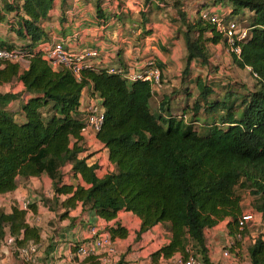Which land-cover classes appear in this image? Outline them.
Masks as SVG:
<instances>
[{"label":"trees","instance_id":"obj_1","mask_svg":"<svg viewBox=\"0 0 264 264\" xmlns=\"http://www.w3.org/2000/svg\"><path fill=\"white\" fill-rule=\"evenodd\" d=\"M102 1L95 0L97 9ZM143 4L146 8L160 4L176 8L184 27V74L193 60L202 64L209 60L208 43L223 39L226 45L215 24L198 13L197 18L188 19L176 1L143 0ZM213 5L225 24L236 23L235 17L242 19L245 10L251 12L240 56L230 54L238 67H250L256 83L247 92L226 89L217 99L209 98L215 94L211 85L196 79L201 100L183 106L178 116L171 113L170 100L165 98L159 112L153 109V94L146 81L129 80L106 68H84L77 80L65 67L53 69L43 56L42 45L47 42L44 24L54 0L5 2V9L20 12L16 31L28 41L17 48L27 63L24 67L16 62L0 63V84L20 81L28 98L20 104L19 121L7 104L21 93H0V194L45 174L51 179L52 195L40 199L59 218L80 204L105 220L116 218L120 210L130 211L141 220L137 235L162 223L169 240L150 254L153 263L160 257L191 254L204 264H213L205 229L229 218L228 234L235 236L242 214L241 190L249 191L253 210L264 219V0H214ZM146 21L142 20V34L150 33ZM0 46L12 47L3 42ZM85 88L100 100L103 121L95 136L114 165V170L101 176L96 173V162L87 163V156H79L86 150L80 101ZM202 108L213 113L200 132L194 124ZM65 164L71 165L68 173L61 170ZM67 175L71 182L63 181ZM27 209L35 211V203L26 209L17 204L9 211L0 208V240L10 234L17 246L40 241V228L26 221ZM107 230L111 239L127 235L117 221ZM247 253L250 264H264V233L248 246Z\"/></svg>","mask_w":264,"mask_h":264},{"label":"crops","instance_id":"obj_2","mask_svg":"<svg viewBox=\"0 0 264 264\" xmlns=\"http://www.w3.org/2000/svg\"><path fill=\"white\" fill-rule=\"evenodd\" d=\"M119 1L122 3L120 6L118 0L102 1L98 7L99 11L95 0H70L72 5L68 4L69 8H66V0H64V3H62V0L57 2L54 0V6L49 12V18L44 24L47 41L60 39L68 49L74 52H82L87 48H96L98 56L89 59L90 68H107L122 65L124 67L134 61L142 62L145 58L152 55H156L165 64L167 57H171V54L163 51V46L172 35L169 38L167 37L168 27L163 24L166 20L162 19L161 22H156V15L157 12L164 15L168 6L160 4L158 8L153 6L146 8L143 0L126 1L128 7L132 3H136L141 9L139 13L144 12L145 16L142 17L140 14L139 22H136L133 19L134 14H131L132 18L128 20V10L124 9V0ZM5 2L13 5L16 0H0V43L9 44L12 47L22 46L28 40L16 31L19 28L17 20L20 17H18L20 12L5 9ZM54 8L55 14H53ZM118 8L121 11H126V18L125 14L121 15ZM144 18L147 19L144 25L145 29H149L150 33L148 34H142V20ZM119 23L121 26H119ZM129 24L135 27L132 34L124 31V27L129 26ZM142 41L143 44L140 45ZM175 43L178 42L175 41ZM215 46L217 47V44ZM183 53L185 56V47ZM165 69L168 70V67H161L162 72ZM6 92L21 93L17 99L11 100L7 104L9 111L12 110L13 106L17 107L16 113L11 112L14 118L20 121L22 119L20 104L28 98L23 92V84L17 80L0 84V93ZM90 96L88 89H83L80 97L81 107ZM161 98H165L164 94ZM153 101L157 103V109L155 110L159 112V105L162 100H150L151 106ZM173 102V100L169 101L170 108L174 106ZM82 137V145L86 150L80 152L79 156H87V163L96 162L99 165V168L96 169V173L99 176L114 170V165L108 159L107 149L96 138L95 134L92 131H87L82 134ZM70 167V164H65L61 170L63 173H68L70 172ZM40 176H32L27 180H23L13 191L0 195L14 193L18 197L17 205L23 208L22 203L20 204L19 201L21 198L24 199L33 194L32 190L39 186V183L34 180ZM45 176L48 181V190H46L44 196L51 197L52 182L47 175ZM63 181L66 183L71 182L67 179H63ZM61 198H64V196H61ZM31 201L35 203L36 210L27 209L26 221L30 225H36L40 228V241L37 242L39 244L37 261L34 263L25 262L12 250L13 257H16L17 261L11 255H7L0 260V264H51L53 262H61L63 264H177L175 260L179 254L169 258L160 257L156 263L151 261L150 254L169 240V233L162 223L155 224L141 232L140 235H137L141 220L130 211L120 210L116 218L105 220L83 210L81 205L78 204L75 208L69 210L66 217L59 218L57 212L49 209L41 199L37 202L33 199ZM9 210L10 207L5 211ZM244 211L242 205V212ZM116 221L127 230V235L125 237L116 236L112 238L118 254L114 262L111 263V258L100 251L86 258L78 257L74 254L75 245L89 239L88 230L92 225H97L108 232V227ZM228 221L229 218H224L214 226L205 229L208 256L213 264H225L222 248L229 237ZM257 226L252 223L247 224L243 239L236 244L235 249L240 264H250L247 253L248 246L252 243L250 237L256 238L259 234L264 233V221L263 230Z\"/></svg>","mask_w":264,"mask_h":264},{"label":"rangeland","instance_id":"obj_3","mask_svg":"<svg viewBox=\"0 0 264 264\" xmlns=\"http://www.w3.org/2000/svg\"><path fill=\"white\" fill-rule=\"evenodd\" d=\"M55 1L57 2L59 0ZM126 1L129 0H124V9L128 10V20H131V14H134V21L139 22V11L141 9L136 3H132L128 7L126 5ZM175 1L180 5V11L184 12L185 16L191 20L197 18L198 14L200 15L201 11L217 13L218 10V7H214L213 5L214 0H169V4H173V2ZM66 2V8H69V6L67 5L71 4L70 0H66ZM222 4L228 6V3L224 1H222ZM53 11V14H55V8ZM118 11L121 12V15L125 14L126 18V11H121L120 8H118ZM130 11H132V13H130ZM250 16L251 12L245 10V14L241 17L242 19H239L238 17H235L234 19L235 21H237L236 23L239 27L245 28L248 24V19ZM177 17V10L172 5L168 6L164 15H162V13L160 12H157L156 15V22H161L162 19L166 20L163 24L168 27L167 37L169 38L172 35V37H170L163 46V51H166L168 54L170 53L171 57L168 56L167 60L165 61L166 63L164 64L156 55H152L156 59L158 58L157 61L159 63H162V66H165V68L168 67V70L165 69L163 72V77L165 79L164 87L161 91L155 92L151 100H162L161 96L164 94L166 100L174 101V106L170 108L171 113L179 116L182 114L181 109L183 108V106L187 104L188 107H190L193 100H198L199 98L198 88L195 83L196 79H199L202 83L211 85L214 88L215 94L210 95L209 98L217 99L221 98L224 95L226 89L230 88L231 90H236L237 92H247V88L250 89L254 86V84L256 83V79L252 76L248 69H246L245 67H238L234 64L230 52L227 51L226 45H224L223 43V39L219 43H217V47L215 46V44L208 43L206 45L209 60L205 64H202L201 62H199V60H193L190 64L188 73H182L185 64V57H183L185 44L182 34L184 27L181 25ZM54 20L56 19L54 18ZM119 26H121L120 23ZM133 28L135 27L129 24V26L124 27V31L126 33L130 32V34H132V31L135 30ZM175 41H177L178 43H175ZM141 44H143V41L140 42V45ZM150 45H152V43H150ZM199 100L201 99L199 98ZM152 106L154 107V109H157V103L155 101L152 102ZM11 109L13 113L17 112L16 106H13ZM212 113L213 112L207 111L203 108L199 111L198 123L194 124V126L200 132L205 131L207 124L211 121ZM189 116L190 115L185 116V119L187 121L189 120ZM65 179L72 181L69 175H67ZM34 181L36 183H39V186L32 190L33 194L30 197L26 198H31L35 202L40 200L41 197H43V199L45 200L47 196H44V193L46 192V190H48V181L45 174H43L39 178H36ZM240 196L243 208L245 210L244 212L250 211L253 214V219L249 223L258 225L257 227L263 230L264 220L259 213L253 210V198L249 191L241 190ZM22 200L23 199L21 198V200L19 201L20 204L23 202ZM12 204H18V197L14 193H9L8 195H0V208L6 210ZM253 239L254 237L251 236L250 240ZM7 255H11L12 257L14 256L12 250L8 246H6L1 239L0 260L4 259ZM13 258L15 261H17L16 257Z\"/></svg>","mask_w":264,"mask_h":264},{"label":"built area","instance_id":"obj_4","mask_svg":"<svg viewBox=\"0 0 264 264\" xmlns=\"http://www.w3.org/2000/svg\"><path fill=\"white\" fill-rule=\"evenodd\" d=\"M200 16L206 19L218 28L223 33L226 39V49L230 53L235 54L237 58L240 56L241 47L240 42L244 40L247 31L246 28L237 26L235 22L225 24L219 11L217 13H210L208 11H201ZM44 58L48 61L53 69L58 67L67 68L73 76L79 80L84 68H90L89 59L98 56L96 48H87L82 52H74L68 49L62 40L56 39L47 41L42 45ZM16 62L21 67L26 66V55L17 47H1L0 46V63L2 62ZM251 72L250 67L245 66ZM108 72H119L129 80H140L149 83L151 92H159L165 85V79L161 67L158 66L156 59L153 56L145 58L142 62H131L125 67H107ZM252 73V72H251ZM255 75V73H254ZM84 113L85 124L81 129V133L92 131L94 134L99 130L103 121V108L100 105V100L96 97H89L81 107ZM32 201L29 198L23 199V208L26 209ZM253 219V214L250 211L242 212L238 217V231L235 236H230L222 248V255L225 258V264H240L236 254L237 241L243 239L242 231L246 225ZM89 239L80 243L74 254L78 257L86 258L95 255L98 251L105 253L111 258V263L117 259V249L107 231L99 228L97 225H92L89 230ZM255 239V238H254ZM252 240V243L254 242ZM2 242L11 250L16 252L23 261L34 263L37 261V252L39 244L37 242L29 241L23 246H17L15 239L10 234H6L2 238ZM177 264H204L202 259L197 255L189 254L183 258L178 256L175 260ZM51 264H63L61 262H53Z\"/></svg>","mask_w":264,"mask_h":264}]
</instances>
